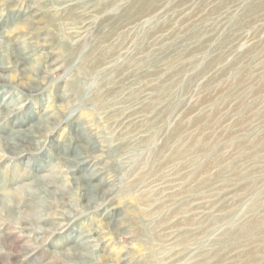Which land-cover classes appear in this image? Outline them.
<instances>
[{"label":"rangeland","instance_id":"1","mask_svg":"<svg viewBox=\"0 0 264 264\" xmlns=\"http://www.w3.org/2000/svg\"><path fill=\"white\" fill-rule=\"evenodd\" d=\"M3 63L0 264H264V0H0Z\"/></svg>","mask_w":264,"mask_h":264},{"label":"bare ground","instance_id":"2","mask_svg":"<svg viewBox=\"0 0 264 264\" xmlns=\"http://www.w3.org/2000/svg\"><path fill=\"white\" fill-rule=\"evenodd\" d=\"M27 11V10H26ZM37 11V10H36ZM86 11V10H85ZM32 14V13H31ZM50 14V13H49ZM22 15V14H21ZM30 15V14H29ZM37 15V14H36ZM36 15H34V16H32V17H34L33 19H24L23 21H21L22 23H20L22 26H30V28L32 27H34L36 24H40L39 22H38V20L36 19ZM25 18V17H24ZM46 18V17H45ZM43 22V21H42ZM51 22V21H50ZM47 24V23H46ZM48 26V25H47ZM47 26H44V27H47ZM75 26V25H74ZM38 29V28H37ZM46 29V28H45ZM70 29V28H69ZM39 30H42V29H39ZM11 32V31H10ZM47 39H49V38H47ZM50 41V40H49ZM8 59V61H9V63L10 64H19L21 61H23V59H25L24 58V55H23V53L22 54H16V53H12L9 57H7ZM22 63V62H21ZM18 66V65H17ZM7 68V66H6V63H3L2 65H0V70H4V69H6ZM42 76H43V73H42ZM38 77V76H37ZM0 79L1 80H3L4 79V75L2 74V73H0ZM41 79V78H40ZM36 81V80H35ZM31 88V87H30ZM8 114V113H7ZM47 120H48V122H47V126L42 130V131H40V132H36L35 130H31V131H29V132H27V131H24V130H18V131H20V133H22L25 137H31L30 139H32V143L34 142L33 141V139L34 138H42V137H46V136H48V135H50L49 133H50V131L53 129V124L55 125H57L58 124V122H60L59 120H60V118L58 117V116H52V115H50V117H48L47 118ZM52 126V127H51ZM17 131V132H18ZM38 133V134H37ZM75 135V134H74ZM82 135V134H81ZM76 136V135H75ZM22 137V136H21ZM85 137V136H84ZM83 136H82V138H84ZM86 138V137H85ZM90 139V138H89ZM78 140H80L79 142L81 143V141H83L84 139H78ZM77 140V141H78ZM85 141V140H84ZM86 142V141H85ZM8 143V145L10 146V149L11 148H14V151H12V153L11 154H13V155H19L20 153H22V152H25V151H28V150H31L32 148H31V146H27V145H25V144H19V143H15V142H7ZM79 143V144H80ZM84 143V142H83ZM82 144V143H81ZM80 144V145H81ZM87 144V143H86ZM85 145V144H84ZM63 146V145H62ZM86 147H88V146H86ZM85 147V148H86ZM60 148V147H59ZM62 149V148H61ZM65 149V148H64ZM91 148H89L88 150H90ZM83 150V149H82ZM58 152V151H57ZM81 157V156H80ZM84 157V156H83ZM86 159V158H85ZM77 160V159H76ZM74 162H75V160H74ZM78 164V163H77ZM109 189V188H108ZM99 193V192H98ZM110 192L109 191H107V192H105L104 194H105V196L107 195V194H109ZM98 195V194H97ZM83 198V197H82ZM86 199L87 200H90V198H87L86 197ZM95 199V198H94ZM92 201V200H91ZM57 202H61L60 200H58ZM90 202V201H89ZM87 203V202H86ZM94 203V202H93ZM89 205V204H88ZM90 205H91V202H90ZM94 206V205H93Z\"/></svg>","mask_w":264,"mask_h":264}]
</instances>
